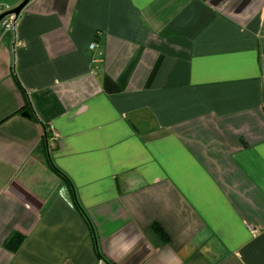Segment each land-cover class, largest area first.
I'll use <instances>...</instances> for the list:
<instances>
[{"label": "crops", "instance_id": "1", "mask_svg": "<svg viewBox=\"0 0 264 264\" xmlns=\"http://www.w3.org/2000/svg\"><path fill=\"white\" fill-rule=\"evenodd\" d=\"M0 264H264V0L1 23Z\"/></svg>", "mask_w": 264, "mask_h": 264}, {"label": "built area", "instance_id": "2", "mask_svg": "<svg viewBox=\"0 0 264 264\" xmlns=\"http://www.w3.org/2000/svg\"><path fill=\"white\" fill-rule=\"evenodd\" d=\"M4 11V8L0 7V13H2ZM18 15L15 13H12L10 15H8L5 19H4V27L6 29H12L15 28V23L17 20ZM96 46L95 43L91 44V48H94ZM48 133L49 136L47 138V144L48 145H53L55 143L56 140V132L54 131V127L52 124H46L45 126V133ZM51 133V135H50ZM257 230L253 228V232L255 233Z\"/></svg>", "mask_w": 264, "mask_h": 264}, {"label": "water", "instance_id": "3", "mask_svg": "<svg viewBox=\"0 0 264 264\" xmlns=\"http://www.w3.org/2000/svg\"><path fill=\"white\" fill-rule=\"evenodd\" d=\"M31 0H23L19 5H17L16 7H13L11 9L5 10L2 13H0V24L2 23L3 27H4V19L12 14L15 13L17 15H19L21 13V11L27 6V4L30 2ZM23 115L29 116V112L28 111H24Z\"/></svg>", "mask_w": 264, "mask_h": 264}, {"label": "trees", "instance_id": "4", "mask_svg": "<svg viewBox=\"0 0 264 264\" xmlns=\"http://www.w3.org/2000/svg\"><path fill=\"white\" fill-rule=\"evenodd\" d=\"M48 136H49V134L46 132V133H45V138H48Z\"/></svg>", "mask_w": 264, "mask_h": 264}]
</instances>
